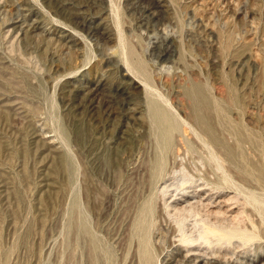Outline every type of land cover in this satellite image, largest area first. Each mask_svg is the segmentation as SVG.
<instances>
[{"label": "rangeland", "instance_id": "374dc122", "mask_svg": "<svg viewBox=\"0 0 264 264\" xmlns=\"http://www.w3.org/2000/svg\"><path fill=\"white\" fill-rule=\"evenodd\" d=\"M0 264H264V0H0Z\"/></svg>", "mask_w": 264, "mask_h": 264}, {"label": "bare ground", "instance_id": "6f19581e", "mask_svg": "<svg viewBox=\"0 0 264 264\" xmlns=\"http://www.w3.org/2000/svg\"><path fill=\"white\" fill-rule=\"evenodd\" d=\"M193 90V89H192ZM197 90L198 89H194L193 91H195V92H191L192 93V96H191V100H192V102H193V105L195 106V109H196V111H195V118L199 121V122H201V121H203L204 119H205V113L207 112V106H208V102H207V100L205 99L204 100V95H200V93H198L197 92ZM203 99V100H202ZM213 100V99H212ZM210 101V100H209ZM212 103H214V102H212ZM217 103V102H216ZM215 105V107H216V105L217 104H214ZM213 105V106H214ZM217 108H218V105H217ZM213 110H214V108H213ZM193 111V110H192ZM164 114H160V116H159V118L161 119V120H163V121H165V119H166V117L165 116H163ZM165 122H167V120L165 121ZM170 123H169V127H170ZM205 139V138H204ZM213 154V153H212ZM211 155V154H210ZM213 156V155H212ZM240 156V155H239ZM178 157V156H177ZM214 158H216L217 159V157H215V155H214ZM231 158V157H230ZM218 160V159H217ZM179 161V160H178ZM188 162V161H187ZM243 162V161H242ZM180 167H181V165H179ZM184 168V167H183ZM184 173V172H183ZM181 176V175H180ZM183 178H184V176H183ZM191 178V177H190ZM229 180V179H228ZM184 181V180H183ZM186 181V180H185ZM187 182V181H186ZM197 182H198V180H197ZM187 184V183H186ZM174 185V184H173ZM191 185V184H190ZM195 185V184H194ZM170 186V185H169ZM199 186V185H198ZM202 186H204V185H202ZM190 187V186H189ZM206 187V186H205ZM237 188V187H236ZM203 189V188H202ZM199 190V189H198ZM201 190V189H200ZM165 193V192H164ZM182 196H183V194H181ZM195 195H196V193H195ZM188 196V195H187ZM198 196V195H197ZM236 196V195H235ZM183 197H185V195L183 196ZM196 197V196H195ZM194 197V198H195ZM174 198V197H173ZM182 198V197H181ZM235 198V197H234ZM189 199V198H188ZM228 199H230V198H228ZM232 199V198H231ZM233 200V199H232ZM189 201V200H188ZM195 201V200H194ZM198 201V200H197ZM175 202H177V201H175ZM193 202V201H192ZM191 202V203H192ZM235 202H236V200H235ZM171 203H173V202H171ZM195 203H196V201H195ZM194 204V203H193ZM193 204H192V206H193ZM197 204V203H196ZM186 205H188V203L186 204ZM186 205H181V206H184L185 208H186ZM180 206V207H181ZM209 206V205H208ZM213 206V205H212ZM171 207V206H170ZM178 207V206H177ZM189 207V206H188ZM197 207V206H196ZM195 206L193 207V208H196ZM182 208V207H181ZM184 208V209H185ZM192 209V207H189V208H186V209H189V210H186L185 209V211H188V212H190V210ZM198 209V208H197ZM178 210H180V209H178ZM192 210H194V209H192ZM180 211H182V209L180 210ZM184 211V210H183ZM195 211V210H194ZM217 210H215V211H210V213H214L216 216L219 214L220 216H221V212H223V211H220V210H218V213H215ZM219 211H220V213H219ZM226 211V210H225ZM187 212V213H188ZM198 212V211H197ZM184 213V212H183ZM224 214H225V212H223ZM180 214V213H179ZM186 214V213H185ZM193 214V213H192ZM202 214V213H201ZM214 214H213V216H214ZM223 214V215H224ZM181 215H183L182 213H181ZM195 215H197V214H195ZM199 215V214H198ZM209 215V214H208ZM218 215V216H219ZM241 215V214H240ZM186 216V215H185ZM184 216V217H185ZM190 216H191V214H190ZM217 216V217H218ZM219 216V217H220ZM236 216H238V215H236ZM201 217V216H200ZM205 217V216H204ZM209 217V216H208ZM206 219V218H205ZM208 220V219H207ZM210 220V219H209ZM223 220L224 219H222V222H223ZM226 220V219H225ZM221 221V220H220ZM218 222V221H217ZM226 222V221H225ZM214 223H215V221H214ZM220 224V223H219ZM223 224H225V223H223ZM216 225V224H215ZM222 226V225H221ZM209 229V228H208ZM205 231H204V233L206 234H210V233H212V227L209 229V230H207V229H204ZM216 231V230H215ZM214 231V232H215ZM203 233V232H202ZM203 233V236L202 235H200L199 237L200 238H204V239H206L205 238V234ZM217 234V233H216ZM221 234H223V232L221 233ZM212 235V234H211ZM225 235V234H224ZM218 237H220V238H222V237H224L223 235H219ZM219 238V239H220ZM203 240V239H202ZM207 240H210V239H208V237H207Z\"/></svg>", "mask_w": 264, "mask_h": 264}]
</instances>
